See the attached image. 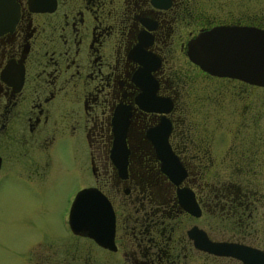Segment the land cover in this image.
<instances>
[{
  "label": "flooded vegetation",
  "instance_id": "flooded-vegetation-1",
  "mask_svg": "<svg viewBox=\"0 0 264 264\" xmlns=\"http://www.w3.org/2000/svg\"><path fill=\"white\" fill-rule=\"evenodd\" d=\"M249 1L0 0V193L16 187L37 200L39 185L49 182L54 138L79 137L78 169L91 177L78 189L95 187L108 200L115 248L73 235L126 264H200L191 251L233 258L194 247L186 234L196 226L211 240L233 241L184 223L199 219L205 206L231 217L246 203L235 201L220 175L202 174L205 149L198 141L191 154L183 127L190 105L204 125L225 103L222 92L228 99L236 94L231 85H255L209 74L186 52L190 39L214 26L264 29V7ZM115 117L125 128L123 171L112 154ZM153 129L165 134L185 171L177 184L160 169L147 134ZM232 162L224 155L219 163ZM177 188L192 192L198 215L180 206Z\"/></svg>",
  "mask_w": 264,
  "mask_h": 264
},
{
  "label": "rangeland",
  "instance_id": "rangeland-1",
  "mask_svg": "<svg viewBox=\"0 0 264 264\" xmlns=\"http://www.w3.org/2000/svg\"><path fill=\"white\" fill-rule=\"evenodd\" d=\"M258 2L264 7V0ZM256 4V0L249 1V6ZM233 85L236 94L226 99L222 92L219 96L225 103L217 105L216 116H208L204 125L198 122L190 105L191 111L185 115L183 127L186 148L191 154L195 153L199 141L200 148L202 145L205 149L201 154L204 163L201 170L202 174L206 173L205 177L215 172L232 191L235 188L239 191L262 190L264 87L249 85L243 90L241 86ZM54 139L51 167L46 173L49 182L39 185L40 197L34 200L16 187L0 193V264H126L116 253L104 251L91 240L69 231V203L78 187L90 181L91 175L78 169L84 158L79 137L56 136ZM224 155L233 156L232 167L219 163ZM205 207L199 219L189 220L184 227L195 223L214 239L238 240L264 250V234L252 230L263 223L259 220L263 219L262 215L248 222L243 214L226 217L224 212L217 211L213 216ZM241 221L244 225L247 223L244 229L253 225L252 231L242 235V226L236 225ZM191 252L199 257L200 264H240L233 258L210 260L203 253Z\"/></svg>",
  "mask_w": 264,
  "mask_h": 264
},
{
  "label": "water",
  "instance_id": "water-1",
  "mask_svg": "<svg viewBox=\"0 0 264 264\" xmlns=\"http://www.w3.org/2000/svg\"><path fill=\"white\" fill-rule=\"evenodd\" d=\"M187 56L209 74L241 79L249 84L264 87V29L253 26L218 25L200 32L187 42ZM113 157L124 169L126 150L123 147V121L113 120ZM160 126H156V130ZM152 141L160 169L177 184L185 171L170 152L165 134L147 133ZM112 157V158H113ZM180 206L193 215L200 209L193 194L186 188L176 191ZM67 224L74 234L85 235L96 244L114 249L113 214L106 197L95 187L78 189L69 205ZM194 247L218 256H229L241 264H264V251L237 241L211 240L205 232L191 226L186 231Z\"/></svg>",
  "mask_w": 264,
  "mask_h": 264
},
{
  "label": "trees",
  "instance_id": "trees-1",
  "mask_svg": "<svg viewBox=\"0 0 264 264\" xmlns=\"http://www.w3.org/2000/svg\"><path fill=\"white\" fill-rule=\"evenodd\" d=\"M243 191L244 192H239V190L235 188V191H233L232 193V197L235 199V201H240L241 204L246 203L244 206L239 205V207H237L238 211H233V216H236V214L238 216H241L243 214L245 215L246 220H249L248 222H251L255 220L258 215H262L263 219L259 220L263 223H259L257 227H255V229H252L253 225H251V227H249L248 229L246 228V231H243L245 230V226H242V235L246 234V232H251L252 230H257L258 232H262L264 234V186L262 190L256 188L252 190L244 189ZM235 201H232V207L236 206ZM236 225H239V222H237ZM262 241H264V239Z\"/></svg>",
  "mask_w": 264,
  "mask_h": 264
}]
</instances>
